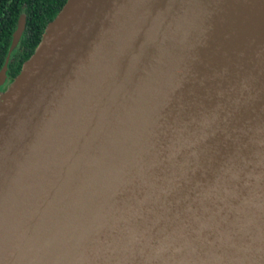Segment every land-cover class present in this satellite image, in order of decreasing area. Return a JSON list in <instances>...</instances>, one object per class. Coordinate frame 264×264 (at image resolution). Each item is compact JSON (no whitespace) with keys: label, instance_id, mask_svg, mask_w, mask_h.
Wrapping results in <instances>:
<instances>
[{"label":"water","instance_id":"obj_1","mask_svg":"<svg viewBox=\"0 0 264 264\" xmlns=\"http://www.w3.org/2000/svg\"><path fill=\"white\" fill-rule=\"evenodd\" d=\"M124 128L138 136L108 195L129 263L198 262L204 134L212 183L264 139V0H65L0 91V264H18L71 162Z\"/></svg>","mask_w":264,"mask_h":264},{"label":"bare ground","instance_id":"obj_2","mask_svg":"<svg viewBox=\"0 0 264 264\" xmlns=\"http://www.w3.org/2000/svg\"><path fill=\"white\" fill-rule=\"evenodd\" d=\"M203 66L202 85L209 87V63ZM124 130L125 145L112 132L97 151L71 162L69 182L55 196L50 214L39 218L35 233L23 235L18 264H130L121 243L122 220L110 216L121 211L115 203L120 193L108 195L138 136V130L134 137ZM203 139L206 177L199 188L201 230L194 229L200 237L191 254L200 259L194 264H264V139L231 169L222 168L229 174L225 179L217 178L220 171L215 174L214 183L209 182V137Z\"/></svg>","mask_w":264,"mask_h":264},{"label":"trees","instance_id":"obj_3","mask_svg":"<svg viewBox=\"0 0 264 264\" xmlns=\"http://www.w3.org/2000/svg\"><path fill=\"white\" fill-rule=\"evenodd\" d=\"M65 0H0V67L19 13L24 24L15 46L8 53L0 91L19 71L21 63L37 46L45 24L53 18Z\"/></svg>","mask_w":264,"mask_h":264}]
</instances>
